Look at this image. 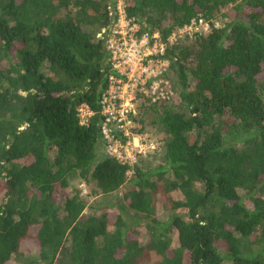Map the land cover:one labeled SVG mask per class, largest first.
Masks as SVG:
<instances>
[{
  "label": "trees",
  "instance_id": "1",
  "mask_svg": "<svg viewBox=\"0 0 264 264\" xmlns=\"http://www.w3.org/2000/svg\"><path fill=\"white\" fill-rule=\"evenodd\" d=\"M114 3L0 0V264L32 238L22 264H264V0H125L162 40L199 13L227 16L166 49L185 110L144 104L142 115L161 108L165 164L129 178L101 134ZM75 171L96 193L122 189L113 216H82L85 201L66 193ZM159 203L174 212L156 218ZM126 207L147 218L143 244Z\"/></svg>",
  "mask_w": 264,
  "mask_h": 264
},
{
  "label": "built area",
  "instance_id": "2",
  "mask_svg": "<svg viewBox=\"0 0 264 264\" xmlns=\"http://www.w3.org/2000/svg\"><path fill=\"white\" fill-rule=\"evenodd\" d=\"M125 6V0L114 3L110 23L101 34L110 73L99 105L104 151L126 165V174L131 175L138 161L158 146L157 140L141 131L144 104L167 101L173 93L166 77L170 64L166 49L180 34L201 37L220 24L196 16L162 40L158 31H144L138 18L127 16ZM77 111L82 124L92 114L85 104Z\"/></svg>",
  "mask_w": 264,
  "mask_h": 264
},
{
  "label": "rangeland",
  "instance_id": "3",
  "mask_svg": "<svg viewBox=\"0 0 264 264\" xmlns=\"http://www.w3.org/2000/svg\"><path fill=\"white\" fill-rule=\"evenodd\" d=\"M114 1L116 2L117 0ZM198 16H202L206 20L217 21L220 24V26H223L227 22V16H225L222 13L220 15L212 17V19H207V17L204 16L202 13H199ZM195 39H197V37H189L185 34H180L177 36V40L174 42L175 44L171 45V47H177L184 43H191L195 41ZM166 77L168 78L171 84V88L173 92L172 95L167 100V104L174 106L178 110L181 111L185 110V107L181 106L178 101V82L174 69L170 64L168 67ZM160 111L161 108L159 106H154V108L148 111L145 110L143 115L141 116V122H140L141 131L148 133L152 138H154L158 142V146L156 147V149L151 154L142 157L136 164L142 170L156 168L158 166L165 164L164 150L168 136L161 130V126L158 122ZM130 176L131 175H127L128 178ZM68 183L69 186L66 189L67 195L70 196L73 193L77 192L86 203V207L82 213V216H87L89 214H98L103 210L107 211L110 216H113L114 213L117 211L116 205L118 204V202L119 204L120 203L123 204L121 188H118L117 190L107 194L96 193V188L94 184L90 181L83 179V177L79 175L78 171H75L69 175ZM161 200L162 199H160V201ZM58 201H59L58 205L61 208L63 206L64 198H59ZM125 212L129 216L133 217L134 220L138 219L139 221L138 230L140 232L139 242L143 244L145 242L146 234H147L145 228V223L147 222V218L143 214H139V213L135 214L132 210H129V208L127 207L125 209ZM173 212H174L173 210L164 209L159 203L156 207L154 216L158 219H166ZM173 239L174 240L176 239L175 235H173ZM25 246L26 249H29L31 252L26 253V255L22 256L21 260H19L17 257H13L11 259L10 264H22L23 260H25L27 256L30 255L34 256L36 254L35 250L37 248V244H35V240L33 238L26 241Z\"/></svg>",
  "mask_w": 264,
  "mask_h": 264
}]
</instances>
